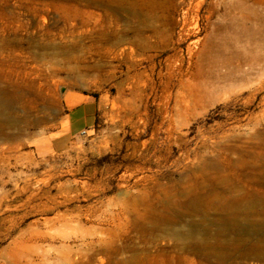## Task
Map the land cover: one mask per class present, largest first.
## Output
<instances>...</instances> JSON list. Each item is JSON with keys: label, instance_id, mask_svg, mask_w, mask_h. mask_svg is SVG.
I'll list each match as a JSON object with an SVG mask.
<instances>
[{"label": "rangeland", "instance_id": "1", "mask_svg": "<svg viewBox=\"0 0 264 264\" xmlns=\"http://www.w3.org/2000/svg\"><path fill=\"white\" fill-rule=\"evenodd\" d=\"M224 1L0 0V255L264 264V18L233 34ZM86 100L95 124L66 134Z\"/></svg>", "mask_w": 264, "mask_h": 264}, {"label": "bare ground", "instance_id": "2", "mask_svg": "<svg viewBox=\"0 0 264 264\" xmlns=\"http://www.w3.org/2000/svg\"><path fill=\"white\" fill-rule=\"evenodd\" d=\"M248 0H230V1H224L223 2V13L219 16V20L222 21L224 27L231 31L234 34L235 32H239L236 30H239L241 33H246L248 26H249V20H251L252 17L254 19H259V17H262L264 13H260L259 9L253 8L248 4ZM264 9V8H263ZM261 20V19H260ZM263 20V19H262ZM255 22V21H254ZM264 22V21H263ZM256 24V23H255ZM255 26V25H254ZM262 27V26H261ZM258 28V27H257ZM259 29V28H258ZM226 31V30H225ZM194 32V31H193ZM192 33L190 29L185 30V35L189 36ZM229 34V33H228ZM208 37V36H207ZM239 36H231V39L237 40ZM207 39H204L203 42V50L207 49ZM230 39V40H231ZM202 41L199 37L192 39L188 46H187V52L191 55L193 54V51L196 47H198L199 43ZM225 42V40H224ZM233 44V43H232ZM139 47L144 48L145 45L138 44ZM229 46V45H228ZM227 47V45H226ZM130 56H134V49L131 47L130 48ZM233 49V48H232ZM220 50V49H219ZM124 50L120 53L123 55ZM221 53V52H220ZM223 53V52H222ZM234 54V52H233ZM236 54V53H235ZM219 55V54H218ZM236 56V55H235ZM231 59V58H230ZM232 60V59H231ZM211 62V61H210ZM215 64V63H213ZM216 66V65H215ZM131 68V65L129 66ZM231 75V74H230ZM211 76V75H210ZM223 76V75H222ZM227 78V77H225ZM221 79V78H220ZM215 80V79H214ZM209 81V80H208ZM204 86V85H203ZM0 101H2L0 99ZM179 101V100H178ZM2 115V114H1ZM1 126V125H0ZM2 127V126H1ZM0 127V129H1ZM3 128V127H2ZM4 131V130H3ZM5 136V135H4ZM8 136V135H7ZM5 141V140H4ZM3 143V142H2ZM7 152V146L3 143L0 144V161L4 162L7 158L6 155ZM8 160V159H7ZM4 167V166H3ZM4 168L0 169V184L3 186L5 184L4 180V174H5ZM212 187V186H211ZM197 188V187H195ZM218 188V187H217ZM207 193V191H206ZM217 193V192H216ZM250 194V193H249ZM188 196L189 193H188ZM221 196V195H220ZM226 197V196H225ZM204 199V196H194L189 198L188 202H186V207H191V206H200L202 204V201ZM224 199V197H223ZM243 200V201H242ZM245 201V202H244ZM204 204V203H203ZM221 205V204H220ZM251 204H249L248 200L243 198H238V197H231L228 198L227 202L222 204V207L224 210L230 209L232 212H243L248 208ZM0 209H2V203L0 202ZM195 209V208H194ZM218 210V209H217ZM222 210V209H221ZM67 212H57L56 215L59 217H65ZM233 214V213H232ZM241 215V214H240ZM218 216V215H217ZM239 217V216H238ZM236 217V218H238ZM220 218V217H219ZM218 218V219H219ZM240 218V217H239ZM246 219V218H245ZM238 220V219H237ZM240 221V220H239ZM244 222V221H243ZM226 223V222H225ZM241 223V222H240ZM246 224V222H245ZM244 226V225H243ZM248 228V227H247ZM223 230V229H222ZM226 236V235H225ZM182 237V236H181ZM247 238V237H246ZM216 239V238H215ZM212 240V239H211ZM232 240V239H231ZM100 242V240H99ZM234 242V241H233ZM241 243V241H240ZM182 244V243H181ZM200 245V244H199ZM198 246V245H197ZM28 252L26 250V244L24 242H18L16 247L13 249L5 252L3 255H0V264H21L22 259H28Z\"/></svg>", "mask_w": 264, "mask_h": 264}, {"label": "crops", "instance_id": "3", "mask_svg": "<svg viewBox=\"0 0 264 264\" xmlns=\"http://www.w3.org/2000/svg\"><path fill=\"white\" fill-rule=\"evenodd\" d=\"M96 112L97 106L93 100H86L71 106L67 113L69 131L66 134H75L92 127L96 121Z\"/></svg>", "mask_w": 264, "mask_h": 264}]
</instances>
